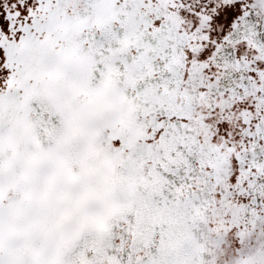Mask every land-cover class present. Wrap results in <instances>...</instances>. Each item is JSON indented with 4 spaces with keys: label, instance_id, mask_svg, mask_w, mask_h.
I'll use <instances>...</instances> for the list:
<instances>
[{
    "label": "flooded vegetation",
    "instance_id": "af4514ba",
    "mask_svg": "<svg viewBox=\"0 0 264 264\" xmlns=\"http://www.w3.org/2000/svg\"><path fill=\"white\" fill-rule=\"evenodd\" d=\"M134 2L136 7L131 8L128 0L121 5L118 0H87V10H77L71 16L65 0L56 3L47 0L41 5L43 15L36 17L33 25L23 27L25 34L21 42L11 41L0 30V45L14 70L10 89L0 98V112L10 114L16 131L40 134L46 142L36 148L57 152L49 134L58 133V129L66 134V127L58 128L57 124L65 125L66 118L78 122L86 112L82 108L84 103L89 102L91 114L88 116L98 119L96 129L109 134L112 140L107 153L96 155L99 159L105 158L110 173L103 221L23 225L43 226L46 234L45 238L27 242L30 248L25 252L29 253V259L19 264H84L85 254L91 255L93 264L206 262L207 243L201 238L202 226L209 217L213 185L226 177L229 152L223 153L211 142L212 132L194 115L199 98L193 88L189 85L184 92L179 90L180 58L168 59L166 79L159 82L165 88L157 94V84L140 82L141 71L152 74L158 70L156 57L166 52L164 47L175 35L179 21L170 17L156 37L140 42L145 25L152 20L143 10L142 0ZM116 21H120L122 29L115 27ZM38 33H45L44 37ZM113 38H118V43ZM137 44H141V52L130 59L128 52ZM260 49L264 56V46ZM196 77L194 74V82ZM238 79L230 68L224 82L231 86ZM130 86L136 91L130 92ZM178 95L183 99L178 100ZM149 113L154 121L147 119ZM159 113L177 119L155 124ZM188 118L190 122L181 120ZM152 122L155 127L166 126V132L155 143L149 142L153 135L149 132ZM78 129L80 133L83 127ZM118 137L122 140L119 147L114 142ZM261 137H264L263 122L256 134L257 140ZM60 147V159L45 154L42 168L35 170L32 163L36 160L29 161L30 178L44 182L47 195H51V183L59 182L66 192V176L51 174V166L58 164L64 172L68 164V151L63 143ZM80 156L76 153L70 161ZM254 162L264 171V160L259 154ZM208 166L212 167L209 172ZM42 170L46 174H35ZM203 181L206 186H202ZM194 184L199 186L198 190L193 189ZM223 193L228 195L227 190ZM132 214L134 218L124 224ZM119 225H122L120 233ZM68 227L76 231L84 227L103 230L106 237L84 239L77 234L68 238ZM158 234L160 239L156 240ZM128 238H131L130 245L126 243ZM141 249L144 252L138 255ZM246 264L254 261L249 258Z\"/></svg>",
    "mask_w": 264,
    "mask_h": 264
},
{
    "label": "rangeland",
    "instance_id": "374dc122",
    "mask_svg": "<svg viewBox=\"0 0 264 264\" xmlns=\"http://www.w3.org/2000/svg\"><path fill=\"white\" fill-rule=\"evenodd\" d=\"M46 1L0 0V30L11 41L21 42L23 27L33 25L35 18L43 15L41 5ZM65 1L71 16L77 10H87V0ZM124 2L118 0V5ZM142 3L152 21L145 25L140 42L156 37L170 17L177 18L179 26L165 45L166 52L156 57L158 70L152 74L141 71L140 82L157 84V94L165 88L159 82L166 79L168 59L180 58L179 90L182 93L189 85L193 88L199 98L194 115L212 132L211 142L223 153L229 152L226 177L213 185L209 217L202 226L201 238L207 243L205 264H246L249 258L254 264H264V171L254 162L257 154L264 160V137L256 138L259 124L264 123V56L260 49L264 46V0H142ZM128 5L136 7L134 0H128ZM115 27L123 28L120 21H116ZM44 34L37 35L43 38ZM99 34L104 35L101 30ZM112 41L118 43V38ZM140 52L141 44H137L129 50L128 57L134 59ZM230 68L239 81L226 86L224 81ZM13 74L0 45V98L10 89ZM129 91L136 89L130 86ZM177 99L182 100V95ZM147 117L154 121L152 113ZM171 119L177 117L159 113L155 124ZM149 132L153 134L149 142H159L166 126L155 127L152 122ZM199 138L203 141L202 134ZM114 142L117 147L122 145L119 137ZM211 170L208 166L207 171ZM202 183L206 186L205 181ZM198 188L193 185L194 190ZM225 190L228 195H224ZM134 216L125 219L124 224ZM121 228L119 225V233ZM126 243L130 245L131 238ZM143 252L141 249L137 253Z\"/></svg>",
    "mask_w": 264,
    "mask_h": 264
},
{
    "label": "bare ground",
    "instance_id": "6f19581e",
    "mask_svg": "<svg viewBox=\"0 0 264 264\" xmlns=\"http://www.w3.org/2000/svg\"><path fill=\"white\" fill-rule=\"evenodd\" d=\"M88 104L84 103L82 108L86 112L78 122L66 118L68 121L65 125L57 124L58 128L66 127V134H61L58 129V133L48 135L50 143L56 144L57 148L54 149H58L57 152L37 149L36 145L45 143V139L38 133H24L22 129L16 131V124L10 114L0 112V264L27 261L30 256L25 252L30 248L27 242L45 238L46 229L43 226L30 228L23 225L62 222L96 224L103 221L101 216L104 215L108 200L106 183L110 173L105 158L99 159L96 155L107 153L112 140L109 134L96 129L98 119L88 116L91 114ZM78 127H83L80 133H77L81 130ZM122 138L126 141L124 135ZM62 143L69 154L68 164L64 172L58 164L51 166V174L66 176V192L61 189L59 182L51 183V195L49 190L47 195L46 184L30 178L29 161L36 160V163H32L36 170L42 168L40 165L45 154L49 158L55 156V159H60ZM76 153L81 154L80 158L70 161ZM44 173L42 170L35 174ZM17 175L19 178H16ZM56 233L59 234L60 230ZM66 233L68 238H74L77 234L84 239L106 237L103 230L86 227L78 231L68 227ZM90 256L85 254L84 264L95 262Z\"/></svg>",
    "mask_w": 264,
    "mask_h": 264
}]
</instances>
